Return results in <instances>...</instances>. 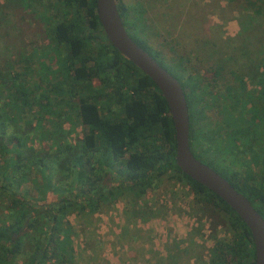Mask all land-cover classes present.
Returning <instances> with one entry per match:
<instances>
[{
  "label": "trees",
  "instance_id": "obj_1",
  "mask_svg": "<svg viewBox=\"0 0 264 264\" xmlns=\"http://www.w3.org/2000/svg\"><path fill=\"white\" fill-rule=\"evenodd\" d=\"M36 1L50 4L54 11L48 20L41 13L48 42L34 52L38 51L40 61L49 57L56 66L39 67L36 73L45 88L40 84L32 88V54L22 56L20 71L9 62L0 64V202L4 209L0 264H45L50 259L54 264H73L69 213L96 212L124 191L140 197L166 175L185 182L197 200L228 215L232 238L215 244L209 264H254L246 224L219 196L177 166L167 103L154 82L108 42L96 1L9 0L24 8H32ZM115 1L129 35L181 84L193 154L206 158V164L244 194L264 218V56L258 55L263 50L258 47L256 57H251L247 76L254 88L248 89L231 69L228 78H224L226 67L208 69L213 81L223 79L225 92L219 96L207 90L209 83L203 84L198 73L194 75L200 70L198 60L186 54L167 61L136 31H129V26L138 24L141 7L129 9L122 0ZM245 2L253 14L264 13V0ZM51 19H56L54 25L49 24ZM33 105L48 115L71 112L84 126L82 137L68 141L60 123L45 129L39 117L32 128L38 144H28L32 136L25 128L31 123L23 114ZM206 106L216 107L222 115L216 130L203 123ZM221 130L227 135L225 145L218 141ZM220 146L230 156L237 153L239 161L248 155L256 170L247 166L243 174L227 172L215 160L214 148L220 151Z\"/></svg>",
  "mask_w": 264,
  "mask_h": 264
},
{
  "label": "rangeland",
  "instance_id": "obj_2",
  "mask_svg": "<svg viewBox=\"0 0 264 264\" xmlns=\"http://www.w3.org/2000/svg\"><path fill=\"white\" fill-rule=\"evenodd\" d=\"M122 1L129 9L136 5L143 11L138 24L129 26V31H136L167 61L186 54L198 60L200 70L194 75L198 73L209 83L207 90L219 96V92H225L223 79L213 81V73L208 70L216 66L226 67L224 78L229 77L227 70L231 69L243 78L248 89L255 87L247 75L251 74V57L257 54L258 47L263 50L258 55L264 56V13L253 14L245 0ZM44 6L36 1L32 8H24L18 3L0 0V64L9 62L13 69L20 71L24 66L22 56L32 54L34 71L31 69L29 80L32 88L36 84L45 88L36 73L39 67L56 66L49 57L40 61L38 51L34 52L48 42L47 24L41 13L48 20L54 10L50 4ZM55 20H49V24L54 25ZM214 96L209 97L210 104L214 103ZM205 111V127L216 130L221 113L213 106H206ZM245 112V117L250 118V112ZM23 116L31 123L25 128L32 136L30 145L38 144V134L32 128L39 117L45 129H53V123H60L66 130L63 137L68 141L81 138L85 130L71 112L62 117L48 115L33 105ZM226 136L221 130L220 145L227 143ZM214 152L215 160L227 167V172L236 170L243 174L247 166L255 169L248 155L239 161L237 153L230 156L222 147L220 151L214 148ZM199 159L208 162L206 158ZM109 181L107 178L106 182ZM2 207L0 202V216L4 215ZM66 219L73 231V264H111L106 259L110 239L113 247L121 246L116 264H209L215 244L227 242L233 233L224 211L197 200L188 184L168 175L140 197L124 191L104 203L95 216L79 210L69 213ZM45 264H54L53 259Z\"/></svg>",
  "mask_w": 264,
  "mask_h": 264
},
{
  "label": "water",
  "instance_id": "obj_3",
  "mask_svg": "<svg viewBox=\"0 0 264 264\" xmlns=\"http://www.w3.org/2000/svg\"><path fill=\"white\" fill-rule=\"evenodd\" d=\"M95 1L96 14L108 42L154 82L167 103L175 131L177 166L234 210L251 233L254 264H264V218L244 194L193 154L189 143V112L181 84L129 35L115 0Z\"/></svg>",
  "mask_w": 264,
  "mask_h": 264
},
{
  "label": "crops",
  "instance_id": "obj_4",
  "mask_svg": "<svg viewBox=\"0 0 264 264\" xmlns=\"http://www.w3.org/2000/svg\"><path fill=\"white\" fill-rule=\"evenodd\" d=\"M89 212V211H88ZM93 216L96 215V212H90ZM117 233V232H116ZM112 240L110 239L109 241H107V245L109 244V253L108 256H106L107 262L111 263V264H116L119 262V255L121 254V251L118 252V249L121 248V246H116L113 247L112 244ZM73 242V241H72ZM105 256V255H104ZM105 258V257H104Z\"/></svg>",
  "mask_w": 264,
  "mask_h": 264
},
{
  "label": "flooded vegetation",
  "instance_id": "obj_5",
  "mask_svg": "<svg viewBox=\"0 0 264 264\" xmlns=\"http://www.w3.org/2000/svg\"><path fill=\"white\" fill-rule=\"evenodd\" d=\"M206 83L205 81H203V84Z\"/></svg>",
  "mask_w": 264,
  "mask_h": 264
}]
</instances>
